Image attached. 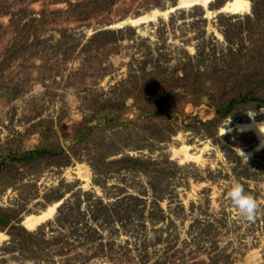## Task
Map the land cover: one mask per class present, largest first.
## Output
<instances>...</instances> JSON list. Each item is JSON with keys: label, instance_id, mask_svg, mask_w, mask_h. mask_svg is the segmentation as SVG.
I'll list each match as a JSON object with an SVG mask.
<instances>
[{"label": "rangeland", "instance_id": "rangeland-1", "mask_svg": "<svg viewBox=\"0 0 264 264\" xmlns=\"http://www.w3.org/2000/svg\"><path fill=\"white\" fill-rule=\"evenodd\" d=\"M178 1L0 0V264H264V146L235 128L262 120L264 105L207 125V92L235 98L247 70L264 74V20L251 0L240 14L217 0L118 26ZM183 51L233 67L224 90L169 81L181 96L168 99L167 85L151 86ZM144 87L156 92L137 102ZM237 181L261 204L253 221L227 195ZM54 204L34 230L23 226Z\"/></svg>", "mask_w": 264, "mask_h": 264}, {"label": "trees", "instance_id": "trees-1", "mask_svg": "<svg viewBox=\"0 0 264 264\" xmlns=\"http://www.w3.org/2000/svg\"><path fill=\"white\" fill-rule=\"evenodd\" d=\"M252 2V16L255 21H262L264 20V9L261 10V5L262 1L260 0H251ZM96 1H88L86 3V9L88 11L92 10L94 7ZM99 4V2H98ZM261 25V24H260ZM259 25V26H260ZM121 32L119 31H101L99 33H96L93 37L94 38H99V37H104L108 35H115V33ZM264 32V31H263ZM259 35L258 41L262 44L264 37L260 35V32L257 33ZM184 57L180 56L179 63L176 67L172 68L170 70L169 75L164 77V69L163 65H159L158 68L155 71L154 77L150 80L151 86L154 87H164V85H167L166 88H168L167 92L168 97L166 98L170 99L171 97H179L181 94L172 92L171 88H173L174 85H170L168 83L169 81H172L173 84H179L178 87L184 88L186 92H192L196 93L197 91L199 92L207 82L206 80H210L211 86L213 87L212 89L215 90H224V84L227 82L228 83V78L230 77V74L233 73V67L230 69H219L218 65L221 62H218L219 58L217 59L216 55L212 52L211 54H207L209 65L207 66L206 64V56L202 52H198L196 57L193 58L192 60L189 57V54H187L186 51H183ZM238 54V53H237ZM161 57L160 53L157 54V59L159 60ZM217 63V64H216ZM245 70L242 69V72ZM244 75L248 76L243 80V84H238L240 89L239 90L240 94L238 97L235 98H219V97H214L213 94H210L207 92V96L209 98H212L213 100V106L215 108V115L216 118L213 119V121L209 122L207 125H213L216 122V119L218 120L219 118L224 117L227 115L229 112H231L233 109H235L238 105L241 104H246L248 102H255L260 105H264V97L260 98L259 97V89H261V83L264 81L262 80L264 78V74H259L258 72H253L252 68L247 70ZM180 82V83H179ZM234 84L231 87V89H234ZM170 87V90H169ZM141 89V86L139 87ZM156 88L151 89L150 87H144V90L142 91V95L140 97H137L136 101L143 100V97H147V95L155 93ZM206 93V92H205ZM224 93V92H223ZM184 91V95H185ZM183 95V96H184ZM143 96V97H142ZM167 100V99H166ZM110 99L104 100L103 106L107 105L110 103ZM40 151V152H39ZM36 151V152H26L24 154L27 159L31 158L32 155L34 154H42L44 153L43 149ZM132 163L139 164L138 159L132 158L129 159Z\"/></svg>", "mask_w": 264, "mask_h": 264}, {"label": "bare ground", "instance_id": "bare-ground-1", "mask_svg": "<svg viewBox=\"0 0 264 264\" xmlns=\"http://www.w3.org/2000/svg\"><path fill=\"white\" fill-rule=\"evenodd\" d=\"M217 0H179L177 4L175 5L176 7L169 8L166 11H153L152 13L146 14L143 17H140L138 19H128L122 23H120L118 26H124V25H130V26H138L143 23L147 22H152L156 20L158 17H161L160 13H163V17L166 16L167 14H170L176 9L180 8H190V7H195L199 6L204 9H208L210 4L216 2ZM250 9V3L248 0H230L229 2H226L222 8L220 9L223 12L231 13V14H240L243 12H247ZM164 12H169V13H164ZM236 129H238L240 132H245V133H251L256 137L258 140L259 144L258 147H263L264 146V118L262 120H256L252 119L249 122L246 123H240L236 124L235 126ZM57 207V204H54L53 206L48 207L45 211L41 212L40 214L37 215H29L26 216L23 220V226L28 229V230H34L36 227L41 225L43 222L48 220L50 217L53 216V213L55 212V209ZM4 236L0 234V240H2Z\"/></svg>", "mask_w": 264, "mask_h": 264}, {"label": "clouds", "instance_id": "clouds-1", "mask_svg": "<svg viewBox=\"0 0 264 264\" xmlns=\"http://www.w3.org/2000/svg\"><path fill=\"white\" fill-rule=\"evenodd\" d=\"M227 195L242 219L253 221L261 211L260 202L238 181L231 185Z\"/></svg>", "mask_w": 264, "mask_h": 264}, {"label": "water", "instance_id": "water-1", "mask_svg": "<svg viewBox=\"0 0 264 264\" xmlns=\"http://www.w3.org/2000/svg\"><path fill=\"white\" fill-rule=\"evenodd\" d=\"M176 7V6H175ZM121 28V27H120Z\"/></svg>", "mask_w": 264, "mask_h": 264}]
</instances>
